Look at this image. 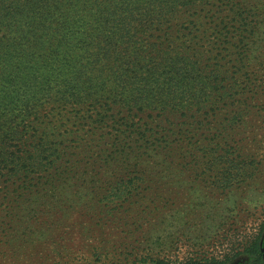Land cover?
Wrapping results in <instances>:
<instances>
[{
    "label": "rangeland",
    "instance_id": "obj_1",
    "mask_svg": "<svg viewBox=\"0 0 264 264\" xmlns=\"http://www.w3.org/2000/svg\"><path fill=\"white\" fill-rule=\"evenodd\" d=\"M201 7L182 19L195 71L207 73L213 86L205 102L188 110L72 116L74 136L83 139L45 179L63 173L60 180L15 196V209L2 218L0 264H146L157 255L237 246L256 230L264 219V0H209ZM225 125L227 133L215 137ZM186 128L189 140L177 141L173 132ZM189 142L215 145L225 159L203 171L208 158L201 157L175 171ZM119 146L133 150L127 168H117ZM235 165L232 177L218 175L220 166ZM132 176L142 178L134 194L110 201V190ZM217 176L229 187L215 188Z\"/></svg>",
    "mask_w": 264,
    "mask_h": 264
},
{
    "label": "trees",
    "instance_id": "obj_2",
    "mask_svg": "<svg viewBox=\"0 0 264 264\" xmlns=\"http://www.w3.org/2000/svg\"><path fill=\"white\" fill-rule=\"evenodd\" d=\"M208 1L0 0V244L2 218L15 209V196L32 191L31 186L61 179L63 173H54L57 179L45 180L56 163L70 156L67 149L83 139L82 134L74 136L72 116L91 119L93 110L101 119L115 108L188 110L205 102L213 86L207 73L195 71L190 31L182 13L191 14L193 7L201 5L202 10ZM219 129L224 132L215 137L227 133L226 125ZM190 132L186 128L173 134L185 142ZM189 143L179 151L180 167L175 171L201 157L208 158L203 171L216 159H225L215 145ZM160 148L168 150L165 156H172L169 145ZM126 149L119 146L115 153L119 169L127 168L133 152ZM236 169V165L220 166L218 175L232 177ZM219 176L213 178V186L229 187L228 179L221 182ZM141 179L119 181L110 190V201L126 202ZM216 248L143 261L264 264V219L237 246Z\"/></svg>",
    "mask_w": 264,
    "mask_h": 264
}]
</instances>
